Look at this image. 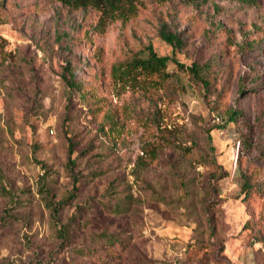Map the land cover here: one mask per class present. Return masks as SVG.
<instances>
[{
    "label": "rangeland",
    "instance_id": "374dc122",
    "mask_svg": "<svg viewBox=\"0 0 264 264\" xmlns=\"http://www.w3.org/2000/svg\"><path fill=\"white\" fill-rule=\"evenodd\" d=\"M0 2V264H264V0H138L104 24ZM148 46L184 68L115 82ZM93 227L127 235L107 251Z\"/></svg>",
    "mask_w": 264,
    "mask_h": 264
},
{
    "label": "trees",
    "instance_id": "16d2710c",
    "mask_svg": "<svg viewBox=\"0 0 264 264\" xmlns=\"http://www.w3.org/2000/svg\"><path fill=\"white\" fill-rule=\"evenodd\" d=\"M46 1H55L59 3L61 6L79 10V9H93L99 13V22L104 24L105 22L114 20L116 18H130L134 16L137 12L138 8V0H46ZM187 3H205L209 0H183ZM2 2H0V6ZM1 23V19H0ZM161 39L169 44L173 49L180 46V39L175 35L161 32L160 33ZM169 62H173L177 67L183 69L184 66L174 60L172 57H160L157 56L151 47H147V54L145 57H137L133 56L130 59L115 63L111 67V77L112 79L117 82L121 83L122 85H138V76L143 75L145 76L143 79L144 85H149L151 81L155 80L156 82L164 81L167 78L171 77V74L166 72V68ZM187 70L191 73L193 77L200 78L202 80V69L198 67L196 64H192ZM67 86L69 90L80 92L79 87L77 84L72 81V76L69 75V78L66 79ZM81 93V92H80ZM82 96V94H81ZM238 118V114L236 111H233L229 115V121H236ZM72 149L68 148V159L71 158ZM70 165H74V161L70 159ZM243 187L247 186V183L244 182ZM71 196V197H70ZM67 197V202L71 201L73 196L70 195ZM52 200V199H51ZM51 203H47L50 207L53 206V210H57L59 205L65 203V201H56ZM124 206V205H121ZM102 208L105 210H112L114 212H126V209H121L120 206L117 207H109L107 204L102 205ZM125 208V207H123ZM121 216V215H119ZM72 218V217H71ZM92 220V219H91ZM89 219V224H90ZM68 223L64 224L60 229L59 232L62 234L63 238L65 234L68 232ZM92 226V223H91ZM94 232L97 233V236H93L92 240L95 239L99 240L103 245V249H107V251L114 250L118 248L120 244H122L123 239L126 238L127 232H120L114 234L113 232L105 233L104 229H97L93 227ZM89 256L94 254V249L89 247L88 251Z\"/></svg>",
    "mask_w": 264,
    "mask_h": 264
},
{
    "label": "built area",
    "instance_id": "2783aa9c",
    "mask_svg": "<svg viewBox=\"0 0 264 264\" xmlns=\"http://www.w3.org/2000/svg\"><path fill=\"white\" fill-rule=\"evenodd\" d=\"M216 119H218V118H216Z\"/></svg>",
    "mask_w": 264,
    "mask_h": 264
}]
</instances>
